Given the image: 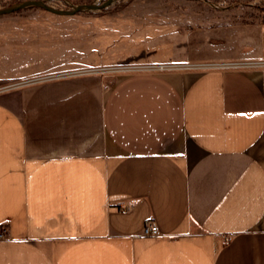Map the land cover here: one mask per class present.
Here are the masks:
<instances>
[{
    "label": "crops",
    "instance_id": "1",
    "mask_svg": "<svg viewBox=\"0 0 264 264\" xmlns=\"http://www.w3.org/2000/svg\"><path fill=\"white\" fill-rule=\"evenodd\" d=\"M21 16L0 19V264H264L261 71L71 74L93 62Z\"/></svg>",
    "mask_w": 264,
    "mask_h": 264
},
{
    "label": "rangeland",
    "instance_id": "2",
    "mask_svg": "<svg viewBox=\"0 0 264 264\" xmlns=\"http://www.w3.org/2000/svg\"><path fill=\"white\" fill-rule=\"evenodd\" d=\"M25 14L40 28L35 42L55 45L57 58L93 62L71 74L227 63L264 78V0H0V19Z\"/></svg>",
    "mask_w": 264,
    "mask_h": 264
},
{
    "label": "built area",
    "instance_id": "3",
    "mask_svg": "<svg viewBox=\"0 0 264 264\" xmlns=\"http://www.w3.org/2000/svg\"><path fill=\"white\" fill-rule=\"evenodd\" d=\"M230 64H218V65H212V66H203L205 69H212V68H227ZM160 68H165L164 66H159ZM192 66H188L187 68H191ZM199 67V66H198ZM231 67V66H230ZM232 67H239V66H233ZM68 74V73H67ZM24 82H17L15 85H22ZM7 87H2V89H5ZM143 234L147 236H153L157 237L160 236L161 230L160 227H158L157 223L153 219H148L145 222ZM8 235V226L6 224L0 225V239L6 238Z\"/></svg>",
    "mask_w": 264,
    "mask_h": 264
},
{
    "label": "water",
    "instance_id": "4",
    "mask_svg": "<svg viewBox=\"0 0 264 264\" xmlns=\"http://www.w3.org/2000/svg\"><path fill=\"white\" fill-rule=\"evenodd\" d=\"M94 7H96V6H94ZM94 7H92V8H94ZM98 7V6H97Z\"/></svg>",
    "mask_w": 264,
    "mask_h": 264
}]
</instances>
